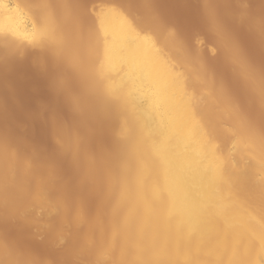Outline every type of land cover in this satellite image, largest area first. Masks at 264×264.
Wrapping results in <instances>:
<instances>
[{"label":"clouds","instance_id":"9594fccd","mask_svg":"<svg viewBox=\"0 0 264 264\" xmlns=\"http://www.w3.org/2000/svg\"><path fill=\"white\" fill-rule=\"evenodd\" d=\"M24 6L32 38L0 32V264H264V0L110 5L163 37L193 136L127 106L102 68L95 0ZM217 91L227 125L202 107ZM9 93L26 99L15 115ZM238 130L249 151L232 152Z\"/></svg>","mask_w":264,"mask_h":264},{"label":"bare ground","instance_id":"6f19581e","mask_svg":"<svg viewBox=\"0 0 264 264\" xmlns=\"http://www.w3.org/2000/svg\"><path fill=\"white\" fill-rule=\"evenodd\" d=\"M98 1V26L104 37L102 68L111 75L113 86L124 92L127 106L140 112L150 127L157 126L159 113H171L169 118L179 117L187 122L189 136L202 132L199 117L184 110L182 87H170L174 73L163 37L142 34L123 13L110 6L113 0ZM25 3L26 0H0V32L21 40L32 38L31 14ZM202 107L214 110L221 124L227 125L234 118L229 100L219 91L205 97ZM237 135L240 143L231 145L232 152L249 151L252 138L242 130ZM228 150V142L222 140L215 154L217 167L226 164Z\"/></svg>","mask_w":264,"mask_h":264},{"label":"rangeland","instance_id":"374dc122","mask_svg":"<svg viewBox=\"0 0 264 264\" xmlns=\"http://www.w3.org/2000/svg\"><path fill=\"white\" fill-rule=\"evenodd\" d=\"M96 1V0H95ZM98 1V0H97ZM100 1V0H99ZM98 1V2H99ZM107 1V0H106ZM108 1H110V0H108ZM115 0H113L112 2H114ZM100 2H104V0L103 1H100ZM116 2V1H115ZM166 3H168L169 5H171L172 6V8L174 9V10H180L182 7H183V5H184V0H166ZM95 4H97V3H95ZM13 94H15L14 96H13ZM10 93V95H8L6 98V106L8 105V114L9 115H15L17 112H19V111H21L20 109H22L23 108V106H24V104H25V102H26V99H25V97L23 96V95H21V94H17V93ZM12 95V96H11ZM20 95V96H19ZM11 96V97H10ZM16 96V97H15ZM13 97H14V99H13ZM16 98V99H15ZM18 98V99H17ZM10 99V100H9ZM13 99V100H12ZM14 100H15V102H14ZM8 101H11V102H9L8 103ZM18 102V103H17ZM13 103V104H12ZM19 104H20V106H19ZM11 105H12V107H11ZM14 105H15V107H14ZM17 105V106H16ZM10 107V108H9ZM22 107V108H21ZM10 109V110H9ZM14 109V110H13ZM12 111V112H11ZM16 111V112H15Z\"/></svg>","mask_w":264,"mask_h":264}]
</instances>
